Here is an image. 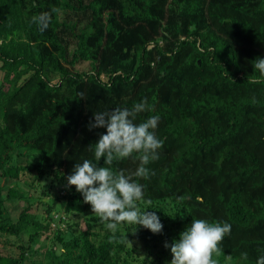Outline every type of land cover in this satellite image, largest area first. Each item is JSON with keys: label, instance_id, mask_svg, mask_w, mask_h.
Segmentation results:
<instances>
[{"label": "trees", "instance_id": "trees-1", "mask_svg": "<svg viewBox=\"0 0 264 264\" xmlns=\"http://www.w3.org/2000/svg\"><path fill=\"white\" fill-rule=\"evenodd\" d=\"M42 12L51 23L40 33L31 18ZM259 58L264 0H0V264H169L164 244L192 218L231 225L219 264H256L264 256ZM144 98L153 110L137 122L158 115L163 146L146 165L150 176L134 179L163 229L113 232L66 177L94 161L105 129H89L93 114ZM136 155L114 170L134 172ZM58 183L67 194L51 193ZM68 202L85 228L64 214ZM13 203L22 205L15 219ZM47 229L52 241L40 242Z\"/></svg>", "mask_w": 264, "mask_h": 264}, {"label": "clouds", "instance_id": "clouds-1", "mask_svg": "<svg viewBox=\"0 0 264 264\" xmlns=\"http://www.w3.org/2000/svg\"><path fill=\"white\" fill-rule=\"evenodd\" d=\"M31 22L43 33L51 23V15L42 12L33 16ZM253 67L264 76V58L255 59ZM152 110L147 98H144L130 109L114 107L94 113L89 129H105L94 143V161L84 159L76 163L72 173L66 177L67 186H74L82 194L84 202L91 205L92 213L113 232L122 224L134 225L135 230L136 226H141L153 233H160L163 229L156 212L148 211L153 208L150 207L151 202L145 200V186L134 179L150 176L146 165L159 158L158 149L163 146V141L157 138L154 131L160 120L158 115L137 122L138 114ZM134 154H138L135 158L139 160L134 172L114 170V161L133 157ZM101 158L103 166H98ZM230 232L231 225L227 222L192 218L178 234V239H173L170 244L165 242L164 247L170 249L172 257L169 264H219L217 257L223 251L220 245ZM127 241L131 248V242ZM241 255L247 258V253ZM256 264H264V256L259 257Z\"/></svg>", "mask_w": 264, "mask_h": 264}, {"label": "rangeland", "instance_id": "rangeland-1", "mask_svg": "<svg viewBox=\"0 0 264 264\" xmlns=\"http://www.w3.org/2000/svg\"><path fill=\"white\" fill-rule=\"evenodd\" d=\"M1 79H2V72L0 71V83H1ZM54 177L57 178L56 176H54ZM62 187H63V184H62V183H58V184H55L54 189H51L50 191H51V193L58 194L59 196L64 195V194H67V193H68V189H65V188L63 189ZM42 189H43V187L39 190V192H41ZM46 200H47L46 197H42V198L40 199V201H46ZM40 203H41V202H38L37 206H38V208L41 210L42 206H41ZM21 207H22V205L19 207V206H17L15 203H13V205L8 204V208H10V214H11V217H12L13 219H15V218L17 217V215H18V213H19ZM63 207H64V208H62V209L65 210V209L67 208V209L70 210V211H69L67 214L64 213V210H60V211H58V212L53 211V212H55V213H61V212H62V213H64L65 215H67L71 221H73V222H74V221H78V224H79V227H80V228H85L84 219H83L82 217L79 216V210H78L77 204H75V203L70 204V203L68 202V203H64ZM39 209H38V210H39ZM65 215H64V216H65ZM48 233H51V230L49 231V229H47V232L44 233V234L42 235V237H41V239H40V242L47 240L46 242L49 243L50 241H52V240H51V237H52L54 234H52V235H50V236H47ZM53 237H54V236H53ZM22 238L25 239V238H26V235L23 236ZM65 238H66V237H65ZM44 239H45V240H44ZM13 241H14V238H13V237H10V239L7 240V242H9L7 245H9L10 243H13ZM54 242H55V241H54ZM15 244H16V242H15ZM10 247H11V251H12V249H13L12 244H10ZM14 250H16V249H14ZM11 251H10V252H11ZM27 258H28L29 260L35 261V260H38V259L40 258V255H38V254H34V253H28V254H27ZM171 258H172V257H171V254H170V255L168 256V259L171 260Z\"/></svg>", "mask_w": 264, "mask_h": 264}]
</instances>
